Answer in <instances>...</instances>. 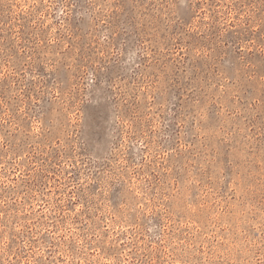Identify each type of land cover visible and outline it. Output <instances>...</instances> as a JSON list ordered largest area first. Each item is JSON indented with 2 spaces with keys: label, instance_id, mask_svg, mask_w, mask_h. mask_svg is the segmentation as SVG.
<instances>
[{
  "label": "rangeland",
  "instance_id": "1",
  "mask_svg": "<svg viewBox=\"0 0 264 264\" xmlns=\"http://www.w3.org/2000/svg\"><path fill=\"white\" fill-rule=\"evenodd\" d=\"M0 264H264V0H0Z\"/></svg>",
  "mask_w": 264,
  "mask_h": 264
}]
</instances>
